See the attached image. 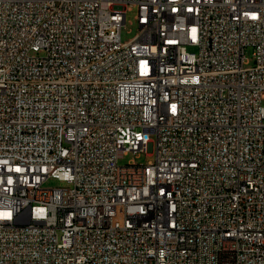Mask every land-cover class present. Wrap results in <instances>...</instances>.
Segmentation results:
<instances>
[{"label": "built area", "instance_id": "2783aa9c", "mask_svg": "<svg viewBox=\"0 0 264 264\" xmlns=\"http://www.w3.org/2000/svg\"><path fill=\"white\" fill-rule=\"evenodd\" d=\"M263 96L264 0H0V264H264Z\"/></svg>", "mask_w": 264, "mask_h": 264}, {"label": "rangeland", "instance_id": "374dc122", "mask_svg": "<svg viewBox=\"0 0 264 264\" xmlns=\"http://www.w3.org/2000/svg\"><path fill=\"white\" fill-rule=\"evenodd\" d=\"M136 13H137V8L135 6L127 10L126 23L123 26L122 33H121L123 40H128L132 38L138 31V25L135 20ZM247 57L249 58L250 61L246 64V66H250L253 64L252 48H249L247 50ZM263 103H264V96H263ZM134 158L135 156L132 152L126 153L120 158V163L125 164ZM151 159H154V154L148 155L144 152L140 154L136 160L138 163H147ZM61 185H64V183L53 177H50L45 181V186H48V187L61 186Z\"/></svg>", "mask_w": 264, "mask_h": 264}]
</instances>
